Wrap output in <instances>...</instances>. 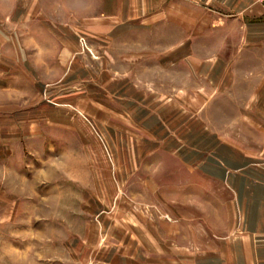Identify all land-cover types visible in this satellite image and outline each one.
<instances>
[{"label":"rangeland","instance_id":"374dc122","mask_svg":"<svg viewBox=\"0 0 264 264\" xmlns=\"http://www.w3.org/2000/svg\"><path fill=\"white\" fill-rule=\"evenodd\" d=\"M65 1L72 12L0 13V264H119L134 238L127 264L163 258L172 240L210 252L233 193L188 173L184 155L204 129L233 131L264 162V136L237 109L264 43L179 0L167 28L165 0H120L122 14L116 0Z\"/></svg>","mask_w":264,"mask_h":264},{"label":"crops","instance_id":"0c3cea01","mask_svg":"<svg viewBox=\"0 0 264 264\" xmlns=\"http://www.w3.org/2000/svg\"><path fill=\"white\" fill-rule=\"evenodd\" d=\"M179 1L184 6L197 5L206 10L220 12L224 18H233L236 26L242 24L245 29L246 33L243 37L245 42L264 43V21L254 25L252 20H249L254 16L264 19V10L259 5L261 0ZM165 3L163 12L166 15L165 27L167 28L172 22L167 15L173 13V0H165ZM50 5L45 6V0H0V13L11 14L18 11L16 8H20L22 13H30L34 11L31 9L34 6L38 8V13H70L75 3L72 5L65 0H53ZM115 5L118 7L117 12L122 14L124 4L121 7V1L116 0ZM242 19L246 20L241 22ZM221 20V18L218 19V21ZM238 87L239 85H230L229 93H236ZM245 87L244 102L237 109H243L252 114L244 117L251 118L252 132L256 133L252 135L264 136V117H262L263 121L256 118L259 113L264 116V73L259 84ZM154 118L159 119L160 122L163 121L157 113ZM237 118L236 114V119L230 123V126H242L241 122L238 125ZM159 126L155 123L156 131ZM259 127L261 129H258ZM205 132L204 129L202 136L197 137L198 148L184 155L186 164L182 165L188 173L190 170H196L232 191L233 199L229 204L233 208V214L227 221L226 232L218 239L210 252L200 251L199 247L177 245L172 240L171 246L164 247L165 256L163 258L155 256L153 260H150L151 264H264V162H259L256 154L249 155L243 152L237 146V136L233 131L229 132L228 139H222L218 132L209 134ZM245 132L250 130L246 127ZM245 141L248 142L246 138ZM258 154L259 157H264V151ZM138 244L134 238L130 246L122 248V254L118 257L119 264L121 262L125 264L126 260L137 259L136 255L140 252ZM155 246L156 250L162 249L157 244Z\"/></svg>","mask_w":264,"mask_h":264},{"label":"built area","instance_id":"2783aa9c","mask_svg":"<svg viewBox=\"0 0 264 264\" xmlns=\"http://www.w3.org/2000/svg\"><path fill=\"white\" fill-rule=\"evenodd\" d=\"M260 2L262 3V5H263V8H264V0H261Z\"/></svg>","mask_w":264,"mask_h":264}]
</instances>
